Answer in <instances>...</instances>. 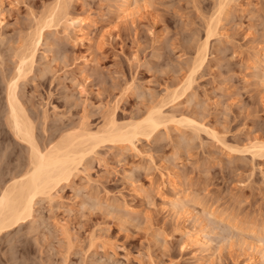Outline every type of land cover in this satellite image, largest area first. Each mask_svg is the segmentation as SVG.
<instances>
[{
    "label": "rangeland",
    "instance_id": "1",
    "mask_svg": "<svg viewBox=\"0 0 264 264\" xmlns=\"http://www.w3.org/2000/svg\"><path fill=\"white\" fill-rule=\"evenodd\" d=\"M121 1L0 0V129L9 130L5 82L48 14L17 88L39 144L111 117L137 120L157 105L199 125L169 121L134 149L98 144L51 202L39 196L31 219L0 234V264H196L204 253L202 264H260L264 156L251 145L264 142V0H221L217 33L195 69L220 0H129L127 16ZM73 17L86 23L82 34ZM190 72L185 92L166 96ZM11 135L3 153L13 154L0 153V164L12 155L19 168L27 149ZM170 179L189 195L183 208L169 200ZM201 230L209 253L193 240Z\"/></svg>",
    "mask_w": 264,
    "mask_h": 264
},
{
    "label": "bare ground",
    "instance_id": "2",
    "mask_svg": "<svg viewBox=\"0 0 264 264\" xmlns=\"http://www.w3.org/2000/svg\"><path fill=\"white\" fill-rule=\"evenodd\" d=\"M121 2L122 4L120 6V12L123 14V16L133 13L130 9L132 6H130L129 0H122ZM217 5L218 6L214 13V15H216L214 19L210 18V20H208L205 28V39L200 44V46H198L197 52L194 56L192 62L194 69L205 61L207 55V42L210 37L216 35L217 33V22L219 21V16H221L225 8L221 0ZM50 13L52 14V12ZM48 15V19L46 17L45 19L52 22L53 19H51V16L53 18V15ZM47 20H44V23L41 21L43 24H40L39 26L37 25L38 28L36 32L27 37V44L24 45L23 48L21 47V50L19 48L20 51L17 57V64L15 65L14 71L12 74H10L5 82V124L9 130H6L4 126L0 129V153L2 154V158L4 157V154L5 156L13 154V150H10L11 148L9 149L11 152L8 150L6 153H3L5 152V150L3 151V147L6 149V146L3 145V141H5V138H7L8 134H12L11 136H14L21 143L25 144L27 155L25 161L21 162V164L19 163L21 165L19 168L17 163L19 161L15 162L13 158L11 159L10 156L12 155H10L8 157L9 159L7 160L10 163L12 162L11 164L8 162L9 165L15 163L13 164L14 166H8V163L3 164L4 161L6 162V160L0 164V166H6L7 164L8 167L6 168L9 169L8 173L6 168H0H4V170H2H6V172L9 174V178H7L8 176H4V173H1L3 177L0 176V183H3L2 185L0 184V234L13 226L31 219L33 217V207L39 196L45 197L48 199V201L50 200L49 202H51V200L54 198V193L57 191L56 189L60 188L61 185L63 186L64 183L68 184L74 177L78 175V173H80L86 154L92 152L98 144L104 142H108L112 145L124 143L131 145L133 147L131 148L134 149L136 148L134 143L137 139L141 137L147 138L149 134L154 132L159 126L164 127L169 121L178 123L181 121H187L189 125H199L196 120L191 118L180 117L177 119L175 113H170L169 115L167 113L165 114V112H163L160 107L161 105H157L155 108L150 109V111L144 117L141 116L142 118L139 117L140 119L137 118V120L134 119L133 121L126 123H117L116 120L111 117L107 120L106 124L102 128L95 131L83 129L84 127H80L79 129L75 128L74 130H70L62 134L58 140L53 143L39 144L34 132V126L28 116V113L26 112V109L23 106L22 101L20 100L21 98L18 95L17 88L19 79L25 78L32 69L37 46L40 43L43 35L42 29L45 25L51 23L49 21L45 22ZM69 20L70 24H76L78 34H82L86 26L84 20L78 17H73ZM15 55H17V53H15ZM260 62L263 63L264 68V57ZM192 79L193 78L191 77L190 72V76L188 78L179 81L175 88L168 89L166 96L171 97L173 100L177 95L184 93L185 90L191 85ZM196 128L198 127L196 126ZM215 135L212 134L213 137ZM251 147L253 149L252 152L254 156H264V142L260 141L253 143ZM136 150L137 149H135V151ZM2 158L0 157V161L6 159L7 157L3 159ZM14 159H16V157ZM14 167L18 170L15 171ZM2 170L0 171L3 172ZM4 177L7 179L4 180ZM174 182L171 180L170 187L174 191V194L172 198H169V200L173 206H176L177 208H183L186 206L185 204H187L186 201H189L188 198V200H186V196L189 195H182V193H185H181V189L178 191ZM190 201L192 202L193 200ZM203 234L204 233L202 230L199 231L193 240L196 244H199L200 247H203V251H211V243H209L210 241H208V239H206ZM262 235H264V232L260 234V236ZM262 239L259 238L257 241L255 240L256 242L254 245L258 250L257 253H259L258 257L260 264H264V241ZM204 254L203 256H205ZM202 257L198 256L196 260L199 262L195 261L197 262L196 264H202Z\"/></svg>",
    "mask_w": 264,
    "mask_h": 264
}]
</instances>
